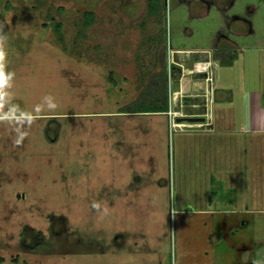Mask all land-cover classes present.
Wrapping results in <instances>:
<instances>
[{"label": "rangeland", "instance_id": "obj_1", "mask_svg": "<svg viewBox=\"0 0 264 264\" xmlns=\"http://www.w3.org/2000/svg\"><path fill=\"white\" fill-rule=\"evenodd\" d=\"M165 1L150 16V0H0L2 264L264 263V134L240 131L250 90L264 93V52L214 81V67L195 71L212 51H176L253 32L264 44V0ZM165 49L169 119L120 117ZM213 100L214 130L192 127ZM208 208L234 211L197 214Z\"/></svg>", "mask_w": 264, "mask_h": 264}, {"label": "crops", "instance_id": "obj_2", "mask_svg": "<svg viewBox=\"0 0 264 264\" xmlns=\"http://www.w3.org/2000/svg\"><path fill=\"white\" fill-rule=\"evenodd\" d=\"M243 29H245V28L233 27V30L235 32L232 31L233 32L232 34L233 35L234 34L235 35H241V34L244 35L242 33ZM258 35H259L258 33H254V32L250 33L249 34V38H241L243 43L241 41V43H238L236 45H232L230 43H226L228 45V47L231 48L230 49L231 51H235L238 54V57L235 60V62L233 63V65L229 66V67H233L234 64L237 61H239L241 54L243 52H245V51H253V52L260 51V52H264V44L262 43L263 40H261L259 38L260 40L258 41V38L257 39L254 38L255 40H253V38H252V37H258ZM251 40H253V43L251 45L244 44V43H246V41L247 42H251ZM215 50H217V48L214 49V48H210V47L204 45L203 47L200 46L199 48H195V49H191V50L189 49V50H176V51L177 52H190V53H195L196 52V53H199V54H203L204 57H205L204 54L210 53L212 51V56H209V58H207V56H206L207 60L205 62L196 64L195 71L197 73H207L209 79H211L212 78L211 67H214L215 77H216L215 78L216 80H214V81H217V75H218L217 72H218L219 65L213 59V52ZM201 66H204L206 69L200 71ZM217 86L218 85L215 86L213 93L217 92ZM173 97H172V100L174 99V101H177L178 100V93H174ZM248 97H249V100H248L249 101V107H248L249 111H248V114H247V105L244 104V107H243L244 115H243L242 121L240 122V125H241L240 126V128H241L240 131L242 133H244V134H253V135L264 134V93L259 88H253V89L250 90ZM245 99L246 98H243V101H245ZM170 102H172V103H170ZM169 103H170V107H169V112H170V108L172 107L171 104L175 106L176 102L171 101L170 98H169ZM206 109H208V108H206ZM169 112H167L165 114H145V115H155V116L161 115V116H167L168 117L170 115ZM210 113L212 114V117H211ZM126 116H129V117L130 116H135V117L136 116L137 117L142 116V117H144V114H124V115H120V117H126ZM193 118L194 119H203L200 122L199 121H195L196 123H200V124H203V125H201V126L200 125L199 126L198 125H194L192 127H201L202 128L204 126H207V128L209 127L211 129L209 132L213 131L214 128L217 126V119L215 117V100H213V107L211 108V112H210V109H208V112L204 116H202L201 118H198V117H193ZM168 119H169V117H168ZM188 122L192 123V121H189V120H188ZM169 125H170V128L173 131L179 132V131H177L176 128L173 127L172 121L171 122L169 121ZM178 127H187V125L182 124V125H178ZM184 132H186V131H184ZM189 132H191V131H189ZM202 132H204V131H202ZM206 132H208V131H206ZM233 211H231V210H223V209L217 210V209H214V208H208L206 210L197 211V214L198 215H203L204 214L206 216L233 215V213H231ZM248 212H251V211H248ZM229 230L230 231H228V232L230 234V232H232V230L231 229H229ZM115 243L117 245L116 248L120 246L118 244L119 241L117 239H116ZM254 245L248 246V249H247L248 252L252 251L254 253V252H256L255 250L260 248V245H258V247H257L256 244H254ZM252 262H253V264H264L261 261L259 263L258 262L256 263V256H253Z\"/></svg>", "mask_w": 264, "mask_h": 264}, {"label": "trees", "instance_id": "obj_3", "mask_svg": "<svg viewBox=\"0 0 264 264\" xmlns=\"http://www.w3.org/2000/svg\"><path fill=\"white\" fill-rule=\"evenodd\" d=\"M39 1V0H36ZM165 1V0H164ZM166 2V1H165ZM157 0H150L149 15L157 12ZM95 15L92 12L85 13V28H89L94 23ZM52 27L60 43L63 42V27L60 22H53ZM226 43L221 45L213 52V59L219 66H232L238 57L235 51H231ZM167 52L162 51L161 68L150 75L142 93L128 106L121 108L118 114H165L169 112V71L167 63ZM172 77L179 79V73L174 72ZM110 80L115 85L113 74H110ZM216 102V100H215ZM4 262L0 258V264Z\"/></svg>", "mask_w": 264, "mask_h": 264}, {"label": "clouds", "instance_id": "obj_4", "mask_svg": "<svg viewBox=\"0 0 264 264\" xmlns=\"http://www.w3.org/2000/svg\"><path fill=\"white\" fill-rule=\"evenodd\" d=\"M4 41H5V37L0 35V88H2L6 84V82L11 79V74L6 75L4 72V59H5ZM19 142L20 141L18 140L17 143ZM96 207H98V205Z\"/></svg>", "mask_w": 264, "mask_h": 264}, {"label": "water", "instance_id": "obj_5", "mask_svg": "<svg viewBox=\"0 0 264 264\" xmlns=\"http://www.w3.org/2000/svg\"><path fill=\"white\" fill-rule=\"evenodd\" d=\"M189 121L195 122V121H202L203 119H188Z\"/></svg>", "mask_w": 264, "mask_h": 264}, {"label": "bare ground", "instance_id": "obj_6", "mask_svg": "<svg viewBox=\"0 0 264 264\" xmlns=\"http://www.w3.org/2000/svg\"><path fill=\"white\" fill-rule=\"evenodd\" d=\"M199 67V66H198ZM206 68L204 66H201L200 71L205 70Z\"/></svg>", "mask_w": 264, "mask_h": 264}, {"label": "built area", "instance_id": "obj_7", "mask_svg": "<svg viewBox=\"0 0 264 264\" xmlns=\"http://www.w3.org/2000/svg\"><path fill=\"white\" fill-rule=\"evenodd\" d=\"M175 128V127H174Z\"/></svg>", "mask_w": 264, "mask_h": 264}]
</instances>
